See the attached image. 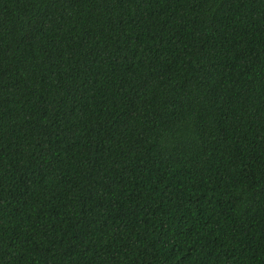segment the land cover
I'll return each mask as SVG.
<instances>
[{"label": "trees", "instance_id": "trees-1", "mask_svg": "<svg viewBox=\"0 0 264 264\" xmlns=\"http://www.w3.org/2000/svg\"><path fill=\"white\" fill-rule=\"evenodd\" d=\"M0 264H264V0H0Z\"/></svg>", "mask_w": 264, "mask_h": 264}]
</instances>
